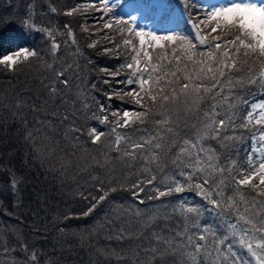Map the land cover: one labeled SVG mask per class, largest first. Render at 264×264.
Wrapping results in <instances>:
<instances>
[{"label":"snow or ice","instance_id":"6c2138e0","mask_svg":"<svg viewBox=\"0 0 264 264\" xmlns=\"http://www.w3.org/2000/svg\"><path fill=\"white\" fill-rule=\"evenodd\" d=\"M98 4L111 11L109 0H88L87 6L102 12ZM195 4L196 0H187L182 12L195 30L191 39L177 30L163 34L146 30L131 13L127 19L114 18L116 26L124 25L115 29L106 14L94 17L93 23L103 21L101 32L114 29L120 36L119 41L110 38L112 47H103L101 52L119 54L123 48L129 55L128 62L115 72L100 69L108 73L103 83L114 80L115 85L100 90L92 83L96 91L91 93V103L81 88L79 63L74 59L58 63L61 43L57 36L69 38L65 45L77 44L71 26L64 24V33L52 26L37 27L29 5L22 25L29 32L43 34L48 51L19 47L0 54V66L16 70L35 58L46 71L35 77V90L14 86L0 96V108L7 113L0 116V144L7 149H0V168L7 177L6 192L0 189V216L18 224L28 219L19 211L25 206L26 178L13 167L17 144L28 149L26 166L40 160L43 168L51 160L60 161L58 169L49 170L60 177L79 165L78 154L82 150L87 154V143L102 145L105 156L115 151L128 169L139 165L140 170L129 181L130 187H117L116 181L106 183L87 173L95 181L96 194L88 189L79 193L87 204L76 218L90 217L106 205L110 208L100 223L86 235L80 234L81 246L85 241L91 246L92 239L114 241L116 247L94 251L106 261L114 258L116 264H264V99L248 98L254 89L264 96V0H229L203 15L194 11ZM75 11L68 9L64 15ZM204 28L208 31L202 34ZM217 32L223 35H214ZM96 46V41L88 44ZM156 50L160 51L154 57ZM92 63L90 58L88 64ZM121 69L128 73L124 79H118ZM117 96L120 100L113 107ZM124 97L133 104H126ZM181 102L196 121L184 124L185 129H194L192 135L179 133L174 111ZM82 117L107 126V138L102 140L106 133L96 126L86 129ZM209 141L216 142L220 151ZM233 154L238 159H230ZM164 157L166 168L161 164ZM228 189L232 194H225ZM120 191L128 192L137 207L118 203L115 194ZM146 200L160 203L141 209L138 205H145ZM209 211L218 223L203 222ZM48 239L42 224L34 223L24 232L6 222L0 227V264H63V256L57 258L55 251L45 250Z\"/></svg>","mask_w":264,"mask_h":264},{"label":"trees","instance_id":"16d2710c","mask_svg":"<svg viewBox=\"0 0 264 264\" xmlns=\"http://www.w3.org/2000/svg\"><path fill=\"white\" fill-rule=\"evenodd\" d=\"M135 1L125 0L124 3L131 4L135 3ZM79 2H82V0H0V31L3 32V39H0V54L19 47H28L42 52L48 51L49 45L44 35L35 31L29 32L22 25V21L29 13V5L33 7L32 19L35 21L37 27L52 26L54 29H58L61 33H64L63 25L69 24L76 34L77 44L71 45L69 43L65 45L64 41L69 38L66 35L57 36L58 42L61 43V50L58 53V63L62 64L65 59H74L79 63L82 69L80 73L82 78L81 88L85 89V94L88 95L89 102L91 103V93L96 91L92 89V83H96L100 90H107L113 88L115 85L114 80L109 84L103 83V79L108 78V73H102L100 69L108 68L109 72L117 71L122 64L128 62L126 57L129 54L123 48L119 54L115 50L106 55L103 54L101 49L103 47H111V45L102 43L99 40L102 35L100 32H91L88 29L87 32L83 31L86 23L82 19L84 15L77 11L72 16L64 15V12L68 9L76 8ZM50 7H55L57 12L51 13L49 11ZM140 9L136 7V10ZM10 21L12 23H9ZM114 29L111 30L112 38L114 37L119 41L120 36L116 34ZM90 33H96V35H89ZM188 37L192 38L189 35ZM92 41L97 42L96 48L88 47V44ZM77 48L79 51L76 50ZM159 51H153L152 55L155 57ZM90 58L93 61L92 64H88ZM45 59L49 63L51 62L50 57L46 56ZM45 71L44 64L35 58L31 62L22 63L16 70L0 66V96L7 95L12 91L14 86L16 88L30 86L35 90V77ZM127 74L126 69H121V75L118 79H124ZM120 87H123V85ZM256 92L257 90L254 89V95L248 98L252 99ZM99 99L101 102H104L102 94ZM111 103L115 107L118 102L114 99ZM5 115L7 113L3 108H0V116ZM97 115H101L98 108ZM178 115L182 117L179 118ZM187 116L185 106L181 102L180 106L174 111V117L178 120V129L182 136L194 134V129L189 131V129L184 128V124L188 123ZM189 118L193 119L192 117ZM81 122L86 129L96 126L98 130L105 131L106 137H102V140L107 138L109 131L107 126L98 124L91 117L86 121L82 117ZM9 123H11V120H9ZM208 143L213 144L220 151L216 142L209 141ZM98 148L100 151H97ZM0 149H4V145L0 144ZM85 149L87 154L83 150L78 154L79 165L69 171L66 177H60L59 175L54 176L49 171L50 169H58L60 161L51 160L45 163L43 168L40 167L42 163L40 160L35 162V166H26L24 161L28 157V149L23 144H17L13 153V167L26 178L23 186L25 206L19 211L28 215V219L23 224H18L14 219L0 216V227L7 222L10 228H19L21 231L27 232L33 227L34 223L46 226L49 239L44 245L45 250L48 253L55 251L57 258L63 256V264H116L114 258L106 261L94 251L95 248L116 247L114 241L108 242L106 239L100 238L98 240L92 239L91 246L89 241H85L83 246L80 245V234L86 235L89 229L100 223L104 217V213L109 211L110 206L106 205L103 209H98L90 217L76 218L86 208L87 204V201L81 200L79 193L88 189L92 190L93 194H96L94 191L95 181L89 177L88 172L91 173L92 177L104 179L106 183L116 181L117 187L121 185L130 187L129 181L136 178L134 173L140 170V166L137 165L134 169H128L120 162L118 154L115 151L108 152L105 156L102 145L94 146L87 143ZM4 150L7 151V149ZM243 156L244 152L242 151L239 158L242 159ZM230 159H238V157L233 154ZM166 161L167 157L161 160V164L165 168L167 166ZM222 162L227 163L228 161L222 158ZM156 174L158 177H164V173ZM6 179L7 177L2 175V168H0V189H4L5 192L7 190L4 184ZM225 194H232L231 190H226ZM115 195H117L118 203L137 207V205L133 204L128 192L120 191ZM37 200H39V203H37ZM195 202L199 203V198H195ZM5 203H7V198H5ZM159 203V201L146 200L145 205L138 206L144 209L150 205L158 206ZM8 210L11 211L10 208ZM65 215H70L73 218L65 219ZM202 220L207 224L214 225L218 223L215 213L211 211L206 212ZM61 227L63 228V232L58 231ZM65 241L67 242L65 243ZM53 245L56 246L55 249Z\"/></svg>","mask_w":264,"mask_h":264},{"label":"rangeland","instance_id":"374dc122","mask_svg":"<svg viewBox=\"0 0 264 264\" xmlns=\"http://www.w3.org/2000/svg\"><path fill=\"white\" fill-rule=\"evenodd\" d=\"M124 2L125 0H109L111 11L98 4L97 7L102 8V12H98L95 8L87 6L88 0H82V2L77 4L75 9L77 12L84 15V18H82L83 21L86 22L84 26L91 32H100L102 35L99 40L102 43H108L109 45V39L113 36L111 32L112 29L101 32L100 29L103 27V21L100 23L92 22L94 17L99 19L102 14H106L105 19L114 23V18L123 17L124 19H127L128 14L131 13L137 17V23L146 30L152 28L159 31L160 34H163L164 31L168 30H177L183 32L186 36L189 35L190 37H193L194 35L195 30L186 22L187 17L182 15V12L184 11L183 4L187 3V0H136L135 3L131 4H125ZM161 3L165 6L163 9L158 6ZM227 3H229V0H196L194 11H198L200 15H203L204 13L211 11L213 6H220L221 4ZM113 5L119 6L114 7ZM136 7L141 9L136 10ZM151 9L153 10L152 12ZM165 13L169 14L168 18H162ZM113 25L114 28L117 27L115 23ZM120 27H124V25H120ZM207 31L208 29L204 28L202 34L207 33ZM105 33H108L107 37L105 36ZM214 35H223V33L217 32ZM209 39H211V37H209ZM253 98L261 100L264 99V96L259 95L257 91ZM115 100L119 102L120 97H115ZM124 101L128 105L133 104V101L128 97H124ZM180 117L182 116H179V118ZM189 117L190 116H187L189 125L196 123L194 119ZM191 130L192 129L189 128V131Z\"/></svg>","mask_w":264,"mask_h":264}]
</instances>
